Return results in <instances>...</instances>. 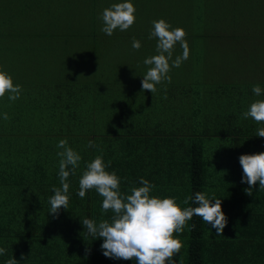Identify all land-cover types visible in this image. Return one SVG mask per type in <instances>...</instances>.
Wrapping results in <instances>:
<instances>
[{
	"label": "trees",
	"instance_id": "16d2710c",
	"mask_svg": "<svg viewBox=\"0 0 264 264\" xmlns=\"http://www.w3.org/2000/svg\"><path fill=\"white\" fill-rule=\"evenodd\" d=\"M134 2L151 24L167 19L181 27L187 11L196 27L185 37L190 48L216 39L219 25L226 31L222 14L231 4V0ZM72 5L68 0H0V70L22 86L16 101L8 94L0 98V247L6 249L0 264L13 256L19 264H136L106 257L103 238L92 239L84 232L81 218L99 223L113 215L102 212L103 198L95 190L83 199L78 196L79 179L96 156H102L106 165L111 162L107 170L120 177L122 194L142 186L143 177L155 185L152 196L173 197L182 208L197 206L183 203L197 191L222 199L228 220L224 233L217 235L201 217L193 216L182 233L174 234L182 243L175 264H264V190L257 182L253 194H246L248 184L242 182L239 163L242 154L264 152V138L244 144L241 119L249 106L247 89L258 84L264 90V82L258 81L264 77V59L255 58L259 65L253 62L244 68L199 62L191 68L175 67L194 80L187 86L177 85L187 81L174 79L158 84L154 95L142 91V82L130 81L125 96L115 90L114 95L107 90V76L97 75V54L69 50L74 39L90 38L86 28H73L66 20L79 14L67 9ZM99 17L98 11L91 17L96 32L103 27ZM116 34L124 35L119 29ZM240 34L244 41L248 29L247 35ZM230 37H236L235 32ZM151 43V53L158 54L157 39ZM64 54L70 56L66 62ZM85 59L91 60L84 63ZM32 62L39 67H31ZM211 107L221 108L220 114H205ZM61 139L82 159L68 178V209L53 215L49 198L53 186L61 187L57 155Z\"/></svg>",
	"mask_w": 264,
	"mask_h": 264
},
{
	"label": "clouds",
	"instance_id": "9594fccd",
	"mask_svg": "<svg viewBox=\"0 0 264 264\" xmlns=\"http://www.w3.org/2000/svg\"><path fill=\"white\" fill-rule=\"evenodd\" d=\"M136 8L132 0H122L105 8L100 16L103 21L101 31L111 36L115 30L125 31L135 22ZM153 28L149 39L156 38L158 54L144 60L150 66L142 80V91L157 92V85L165 81L171 83L169 75L171 68L180 67L189 57V46L186 32L181 27L172 28L165 19L152 22ZM179 43L182 55L172 59L175 45ZM141 41L133 38L132 47L141 48ZM171 61V64H170ZM22 86L14 84L13 78L5 71L0 70V98L8 94L10 101L19 99ZM253 93L260 96L262 88L253 86ZM164 99H167L166 85ZM252 118L257 123H264V99L252 102L247 111L242 113L241 119ZM3 119L8 120L7 113ZM256 136L264 138V127L257 130ZM87 147H93L89 141ZM57 148L59 161V178L61 187L53 186L54 195L49 198L50 213L58 215L61 208L68 209L69 187L68 178L75 174L79 167L81 155L68 146L66 139H61ZM239 163L243 170L242 182L248 184L246 194L252 195L259 182V189L264 190V152L242 154ZM111 162L106 165L102 156H96L89 162L79 179L78 196L85 198L89 190H95L103 199L101 210L103 213L111 211V219H103L99 223L93 219L81 218L85 231L92 239L103 238L101 249L109 258L134 260L136 264H175V257L180 253L182 243L175 233H182L192 220L199 216L203 222L216 229L217 235H222L228 223L226 214L222 210V199L209 198L204 192L197 191L194 196H187L183 203L196 204V207L182 208L173 197L161 198L152 196L155 187L147 179L141 177L140 185L132 186L130 194L120 191V177L115 171L109 172ZM214 201V203H213ZM196 225H191L195 230ZM6 254V249L0 247V255ZM5 264H19L13 256Z\"/></svg>",
	"mask_w": 264,
	"mask_h": 264
},
{
	"label": "rangeland",
	"instance_id": "374dc122",
	"mask_svg": "<svg viewBox=\"0 0 264 264\" xmlns=\"http://www.w3.org/2000/svg\"><path fill=\"white\" fill-rule=\"evenodd\" d=\"M68 1L74 5L67 9L72 13L79 12L78 15L71 14L66 17V20L72 22L69 23V25L73 28H86L90 33L88 41L82 42L77 38L74 39L73 44H70L69 50L73 54H89V52H95L98 57L99 65V72L97 75H104V77L107 76L104 78L105 83H108L107 90L111 89L114 95L116 91V93H119L121 96H125L124 91L128 90L127 88H129L130 81L142 82L143 75L146 74L150 67L144 64V60L153 56L151 53V50L153 49L151 41L153 38L149 39L150 34H147L149 28L153 27V24H151L147 18L139 15L137 7L135 6L136 20L134 24L129 29L122 31V34L124 33V35L116 34L117 30H115L111 36H108L102 31L96 32L91 17L97 11L99 16H101L105 8L110 7L113 3L122 2V0ZM132 2L135 3L134 0H132ZM230 3L227 11L222 14V22H225L228 25L226 31H222V29H220L221 26L219 25L217 28L218 31L216 32V34H218L217 38L211 39L209 42H202L211 44L197 45V49H195L194 46L193 48L196 51H189L188 59L181 64L182 69L191 68V65L199 61L204 65L208 62L214 68H220L224 64L230 67L244 68L245 66L251 67L253 62H255L256 65H259L255 59L251 61L248 58L244 59V56L252 55L253 58L264 59V0H231ZM153 16L154 12L149 15V18L151 19ZM184 16L185 18L182 19V22H179V24L181 28L185 30L186 34H193L196 28L194 26V21L188 17L187 11L184 13ZM166 21L169 22L167 19ZM235 23H237V25L230 29ZM239 25H242V29L239 28ZM232 31L235 32L236 37L231 39L230 36L232 35ZM240 33L247 35L244 41ZM133 38L141 41L142 46L140 49L136 50L132 47ZM95 39L97 43H95ZM241 45L246 47H255L259 45V49L261 48L262 51L260 52L259 49H254V52L252 53L240 52L239 49L242 47ZM188 46L190 47L189 43ZM224 47H228L230 50L235 49L236 52H212V49H222ZM176 49H179L180 51H177ZM182 51L180 44L177 43L174 48L172 59L182 55ZM217 55L225 58H212ZM198 56L200 60H197ZM69 57V55L64 54V62H66ZM33 58L34 56L30 57V59ZM26 60V58L23 59V61ZM87 60L91 59H85L84 63ZM31 67H39V65L32 62ZM129 69H131V72L127 73ZM178 71L179 70H176L175 67L171 68L169 73L172 78L171 81L174 79L176 83H179L180 81L187 82L177 85L180 86L181 84H184L187 86L188 81L194 80L192 77H183ZM223 73L227 74V71H224ZM166 82L167 81L164 83L166 84ZM157 86L159 87L160 85ZM129 92L134 93L133 90H130ZM136 105H139V103ZM138 116H142V114ZM138 125L147 128H154L141 123Z\"/></svg>",
	"mask_w": 264,
	"mask_h": 264
},
{
	"label": "crops",
	"instance_id": "0c3cea01",
	"mask_svg": "<svg viewBox=\"0 0 264 264\" xmlns=\"http://www.w3.org/2000/svg\"><path fill=\"white\" fill-rule=\"evenodd\" d=\"M170 23V22H169ZM170 25L172 26V28H176V26H174L173 24L170 23ZM152 28H149V31L147 32V34H150V32L152 31ZM187 35V34H186ZM202 45H208V44H204L202 43ZM195 49H197V46H195ZM194 48H190L189 47V51H196ZM239 51L241 52H249V53H252L254 52V49L253 48H247L245 47L244 49H239ZM263 51H264V46H263ZM212 52H236L235 49H229L228 47H224L222 49H212ZM213 59L217 58V59H220V58H225V57H221L220 55H217V56H213L212 57ZM250 59L251 61L255 58H253L252 55H249V56H244V59ZM197 60H200L199 56L197 58ZM195 63H198V62H195ZM199 63L202 65V63L199 61ZM207 64H210L208 62L205 63V65ZM204 65V64H203ZM264 66V64L262 65ZM264 72V70H262ZM259 82H264V77L263 78H260L258 80ZM248 90V94H249V98L247 97L246 98V101H248L249 103V106L252 102L256 101V100H261V99H264V93L262 91L261 95L260 96H256L252 91H250V89H247ZM214 104V101L212 102V105ZM248 106V108H249ZM248 108H246L245 110H243V112L247 111ZM221 108H207L206 109V113L205 114H220L218 111H220ZM243 122H244V127H243V130H244V137L243 139L245 140L244 144H246V142L248 141H252L253 139H258V138H261V137H258L256 136V133H257V130L261 127H264V123H257L255 122L252 118H247V119H243ZM220 130H222L220 128Z\"/></svg>",
	"mask_w": 264,
	"mask_h": 264
}]
</instances>
